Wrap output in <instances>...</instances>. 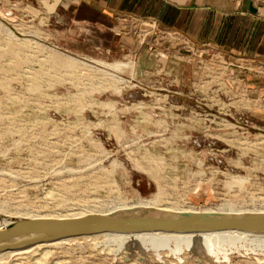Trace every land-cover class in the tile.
I'll use <instances>...</instances> for the list:
<instances>
[{"label":"rangeland","instance_id":"1","mask_svg":"<svg viewBox=\"0 0 264 264\" xmlns=\"http://www.w3.org/2000/svg\"><path fill=\"white\" fill-rule=\"evenodd\" d=\"M47 17L36 1L0 0V222L108 213L159 191L168 207L264 211L262 118H225L208 89L135 80L128 57L68 55L50 44ZM49 247L0 264H264V239L241 235Z\"/></svg>","mask_w":264,"mask_h":264},{"label":"crops","instance_id":"2","mask_svg":"<svg viewBox=\"0 0 264 264\" xmlns=\"http://www.w3.org/2000/svg\"><path fill=\"white\" fill-rule=\"evenodd\" d=\"M25 4L28 0H2ZM48 11L50 44L75 57H101L134 63L132 76L174 81L181 89L197 81L195 67L165 49L148 52L117 34L116 17L153 20L160 31H175L197 46L218 49L225 57L264 62V0H33ZM127 55V56H126ZM121 74V73H119ZM122 75V74H121ZM251 82L250 77L246 78ZM264 121V109L250 110Z\"/></svg>","mask_w":264,"mask_h":264},{"label":"water","instance_id":"3","mask_svg":"<svg viewBox=\"0 0 264 264\" xmlns=\"http://www.w3.org/2000/svg\"><path fill=\"white\" fill-rule=\"evenodd\" d=\"M229 231L264 234V213L176 214L134 208L74 219H25L0 231V254L101 234H207Z\"/></svg>","mask_w":264,"mask_h":264},{"label":"built area","instance_id":"4","mask_svg":"<svg viewBox=\"0 0 264 264\" xmlns=\"http://www.w3.org/2000/svg\"><path fill=\"white\" fill-rule=\"evenodd\" d=\"M115 31L131 38L138 47L148 52L165 49L176 59H183L185 63L193 65L197 75V81L190 83L193 92L208 89L210 100H220L221 114L223 112L225 118H230L231 109L238 118L250 110L264 109L263 61L259 63L247 57H225L218 49L197 46L180 33L160 31L153 20L134 16L116 17ZM128 64L134 69L132 60L129 59ZM155 75L160 76L158 73ZM247 77L252 81H247ZM137 85L138 82L132 87ZM235 124H239L238 121Z\"/></svg>","mask_w":264,"mask_h":264},{"label":"bare ground","instance_id":"5","mask_svg":"<svg viewBox=\"0 0 264 264\" xmlns=\"http://www.w3.org/2000/svg\"><path fill=\"white\" fill-rule=\"evenodd\" d=\"M51 58L52 61L56 64H71L70 60L66 59V58H62L60 56H58V54H51ZM116 65V64H115ZM118 65V64H117ZM109 69H114L115 66L109 65L108 66ZM88 70V69H87ZM114 81V80H113ZM133 162V161H132ZM136 165V164H134ZM159 190V189H158ZM159 196H160V191L157 193V195L154 197L153 200H148V201H143L140 202L137 206H134L132 208H128L125 206H121L119 205L117 208L107 211L108 213H112V212H116V211H121V210H127V209H140L143 211H148L151 209H155L164 213H168V212H173L176 214H180V213H190V212H214V213H228V214H233V213H264V211H259V212H254V211H242V210H238L235 208H230L227 206V209H225V207H220V208H215V209H211V208H204V209H194V208H190V207H168V206H164V205H160L158 203L159 200ZM225 206V205H224ZM99 214H107L105 212L99 211V212H94V211H71L70 213L67 214H61V215H50V214H32V215H28V219H74V218H81V217H85V216H89V215H99ZM12 222V221H11ZM10 224L7 222H0V231L8 228ZM237 235H241V236H247V237H254V238H263L264 239V234L260 235V234H246V233H242V232H237V231H229V232H218V233H207V234H167V233H141V234H128V235H122V234H101V235H94V236H87V237H80V238H73V239H67V240H62L59 242H54V243H49V244H41V245H36L34 247L31 248H27L24 250H19V251H10V252H5V253H1L0 254V262L4 261V259H6L7 257L10 256H21V255H26V254H32V253H36L39 251H42L43 249L47 248V247H51L53 245H58V244H63V243H67V242H72V241H76V240H81V239H89V240H94L96 238H105V237H121V238H130V239H136V238H142V237H151V238H163V237H169V238H181V239H187V240H194V239H201V238H206V237H211V236H220V237H234ZM49 247V248H50ZM50 254V253H49ZM48 254V255H49ZM46 255V254H43ZM17 258V257H15ZM44 258V257H43ZM46 259V258H44ZM46 262V261H45Z\"/></svg>","mask_w":264,"mask_h":264}]
</instances>
